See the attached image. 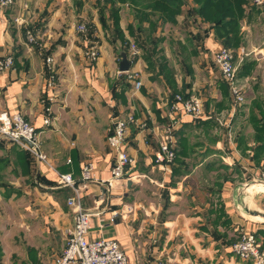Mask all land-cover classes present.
<instances>
[{"label":"crops","instance_id":"1","mask_svg":"<svg viewBox=\"0 0 264 264\" xmlns=\"http://www.w3.org/2000/svg\"><path fill=\"white\" fill-rule=\"evenodd\" d=\"M115 1L116 23L110 4L101 14L103 3L97 0H14L0 11V58H13V67L0 77V113H20L36 129L46 156L38 161L0 141V200L4 196L12 204L13 197H25L21 207L27 218L31 208L37 216L33 222L25 220L20 238L0 235V264L3 253L10 264H54L64 249L73 215L67 200L73 191L57 184L56 172L75 180L80 206L93 214L90 236L118 242L126 264H251L232 254L229 231L255 232L264 251V221L244 219L234 199L237 185L255 182L264 167V47L250 52L230 48L237 53L233 62L243 96L237 104L213 60V52L222 46L214 28L199 18L194 21L198 27L184 29L196 8L193 0H183L175 23L152 16L155 28L150 33L146 22L139 25L134 5ZM250 1L244 0L239 22L240 31L245 26L247 33L254 17L264 14V6ZM126 10L128 20L123 17ZM79 24L86 26V34L76 31ZM164 26L170 27L161 31ZM27 32L36 44L28 41ZM239 36L241 41L243 31ZM164 37L168 47L150 45ZM130 44L138 45L136 61L128 57ZM89 48L98 53L94 62L87 57ZM120 52L130 63L125 73L119 72ZM158 53L160 62L154 61ZM250 54L255 58H247ZM47 56L53 58L50 67ZM50 74L52 91L46 86ZM128 74L141 82L139 89ZM175 95L199 100L203 119L183 118L175 124V160L162 166L156 160L159 141L175 119L169 114ZM128 115L134 122L123 148L133 161L121 180L110 181L114 154L106 138L113 120ZM215 158L221 160L218 167L210 162ZM87 163L101 182L80 180ZM222 167L227 170L223 175ZM193 178L217 185L224 219L216 221L211 206L205 210L196 202L195 189L191 192L185 182ZM247 191L264 193V184L255 182ZM161 194L170 198L169 210L160 204ZM183 197L191 199L190 205L180 202ZM249 212L253 219L252 213L264 214Z\"/></svg>","mask_w":264,"mask_h":264},{"label":"built area","instance_id":"2","mask_svg":"<svg viewBox=\"0 0 264 264\" xmlns=\"http://www.w3.org/2000/svg\"><path fill=\"white\" fill-rule=\"evenodd\" d=\"M250 2L251 5L257 7L264 6V0H251ZM13 3L14 0H0V11L8 9ZM76 31L80 34H86L87 28L84 24H79L76 26ZM27 38L30 43L36 44L35 36L31 32H27ZM87 57L93 62L97 59L98 53L94 48H89ZM128 57L130 61L138 60L139 49L135 44H130ZM233 59L234 53L229 48L220 46L213 52V60L217 69L227 83L235 103L240 104L243 102V96L237 85L236 68ZM45 63L47 67H50L53 64V58L47 56ZM12 67V56L8 55L0 58V77ZM127 78L133 81L135 90L139 89L141 86L139 80H135L130 74H128ZM46 86L50 91L54 89V76L52 74L48 76ZM47 102L49 106L45 111L49 114L51 112L50 105L54 102L53 94L47 98ZM169 106V114L175 119L166 127L159 141V152L156 160L157 164L162 166L163 164L170 166L175 157L173 148L175 124L181 122L183 118H190L194 121L203 119L201 104L197 99H185L181 95H175ZM133 122L134 119L131 115L124 119L113 120L111 131L106 138L107 146L114 154L113 164L110 169V181L121 180L126 168L132 164L133 160L123 147L128 126ZM48 123L49 120L46 118L44 124L47 125ZM0 141H6L29 152L38 161L44 162L46 160V156L41 151L36 129L26 122L20 113H0ZM56 174L58 178L57 184L68 187L73 191V196L67 200V206L73 209V215L71 228L67 230L65 247L55 258L54 264H126L125 254L118 242L112 239L90 236L93 214L83 210L80 206L78 189L72 175L59 174L58 172ZM80 180L84 183L101 182V180L96 178L94 167L90 163L82 166ZM255 182L264 184V167L259 170ZM230 250L241 261L250 262L251 264H263L264 262V251L260 248L255 232H241L238 240L230 246Z\"/></svg>","mask_w":264,"mask_h":264},{"label":"rangeland","instance_id":"3","mask_svg":"<svg viewBox=\"0 0 264 264\" xmlns=\"http://www.w3.org/2000/svg\"><path fill=\"white\" fill-rule=\"evenodd\" d=\"M125 9H127L128 7H124ZM123 17H125L126 20H128V13L127 10L123 11ZM259 16V15H258ZM199 17L195 14L192 13L189 20L186 21V23L184 24L185 28H187L188 30H192L193 28L198 27V24L194 23L195 22H199ZM255 19V20H254ZM254 22H250L252 25L250 26L251 30L250 32H245V26H243L242 23V28L241 31H243V39L240 41V44L237 46V48H243L246 51L250 52V50H252L255 47H260L263 46L264 47V14L263 16H260V18H255L254 17ZM252 20V21H253ZM168 27L170 26H164L161 27V31H167ZM171 29H175V31H179L176 29V27H171ZM147 30H149L150 33V29L147 28ZM174 30H171L170 34L172 35ZM240 28H239V33L241 32ZM184 32V31H183ZM151 39L156 38L155 36H149ZM174 37V36H172ZM164 41H154L152 43H150L151 46H156V48L158 47H168V45L170 44V42L168 41V38L164 37ZM170 38V37H169ZM153 40V39H152ZM197 42L199 43L198 40L195 41V44H197ZM194 44V42H193ZM136 45V44H135ZM232 50V49H231ZM234 53V57L237 53H235L234 50H232ZM140 55V52H139ZM159 53L158 55L156 54V58L154 59V61L160 62V59H158L159 57ZM139 58V57H138ZM247 58L249 59H253L255 58V56L253 54H250L249 57L247 56ZM242 59H245V57H242ZM94 62V61H93ZM173 62L172 59L170 58V63ZM172 102V101H171ZM170 102V103H171ZM43 153V152H42ZM32 156V155H31ZM219 158H215L214 160L210 161V162H215V166L218 167V165H220V159ZM172 165V164H171ZM206 167V165H204V168ZM220 171H222V175L224 173H227V170H225L224 167H222L221 169H219ZM187 184H189L190 188H191V192H194V189L196 191V202H200L201 207L205 208V210L207 209H211V211H214L212 214V217L215 216V214L221 213V208H220V202H219V198L217 197L218 195V187L217 185H215V188L213 186V181H203V180H196L195 178L191 179V180H186L185 181ZM241 182V181H240ZM255 182L250 181V182H245L243 185H237V190H236V195L234 196V199L236 201V209H239L238 211H240V213L243 215L244 219H251L252 221H256L255 219H253L252 217H249L248 213H250L249 211H259V212H263L264 213V193H250L247 191V188L249 186H251L252 184H254ZM32 188V185H31ZM214 191H217V194H215ZM30 201L32 200V193L30 194V196H28ZM13 202L12 204L10 203V200H8V202L5 201V197H1L0 200V235H6L7 237L11 238V236L16 235L18 238H20L21 236L19 235L20 229L22 227V224L25 223V220L28 219L29 222H33L35 212L33 211V209H30V215L27 218V215L25 213V211H23V208L21 207L22 205H24L26 202V198L19 196L17 197H13ZM170 198L168 196H166L165 194H161L160 195V204H162L163 206L165 205L167 210H169V206H170ZM253 200V201H252ZM181 203H186V205H190L191 199L190 198H185L183 197V201H180ZM238 202H240L238 204ZM254 203V205H253ZM185 205V204H184ZM205 206V207H204ZM211 206V207H210ZM249 210V211H248ZM32 211V212H31ZM171 211V210H170ZM192 212V211H190ZM36 215V214H35ZM224 219V216H221L222 220ZM235 231V230H234ZM229 233L232 234V240L233 243L236 242L238 240L239 234L241 233L240 229H236V232H230ZM260 244V242H258ZM235 256V255H234ZM1 254H0V261H1ZM236 257V256H235ZM11 259H9V256H5V254L3 253V264H10Z\"/></svg>","mask_w":264,"mask_h":264},{"label":"trees","instance_id":"4","mask_svg":"<svg viewBox=\"0 0 264 264\" xmlns=\"http://www.w3.org/2000/svg\"><path fill=\"white\" fill-rule=\"evenodd\" d=\"M118 1L123 3L128 2L134 5L136 7L134 12L137 16L139 25L142 26V24L146 22L150 32L155 28V23L151 20L152 16H157L158 19H161L163 23H175V17L181 13V6L184 4L183 0ZM97 2L98 5L99 3H103V5L100 7L101 14L104 12L105 5L107 3L110 4L111 16H113V20L116 23L117 16L114 15V13H116V10L114 9L116 1L97 0ZM193 2L196 4V8L194 10L192 9V11H194V13L204 22L208 23L210 27L214 28L216 37L221 41L223 47L230 49L231 47L235 48L240 44L239 22L244 18L242 9L244 0H193ZM150 12L152 14H150ZM115 30L118 31L117 27H115ZM148 38L149 36H147V39ZM145 59L151 64V58L149 55H147V52ZM221 216H223V211L221 213L215 214L216 221L220 220ZM225 222L226 220L222 222V225H224ZM232 244L233 241L229 243L230 246Z\"/></svg>","mask_w":264,"mask_h":264},{"label":"water","instance_id":"5","mask_svg":"<svg viewBox=\"0 0 264 264\" xmlns=\"http://www.w3.org/2000/svg\"><path fill=\"white\" fill-rule=\"evenodd\" d=\"M120 56V61H119V72L120 73H125L129 70L130 67V63L127 59V55L125 52H120L119 53ZM253 216H264V214L261 213H252Z\"/></svg>","mask_w":264,"mask_h":264},{"label":"bare ground","instance_id":"6","mask_svg":"<svg viewBox=\"0 0 264 264\" xmlns=\"http://www.w3.org/2000/svg\"><path fill=\"white\" fill-rule=\"evenodd\" d=\"M256 221L262 222L264 221V216H253Z\"/></svg>","mask_w":264,"mask_h":264}]
</instances>
